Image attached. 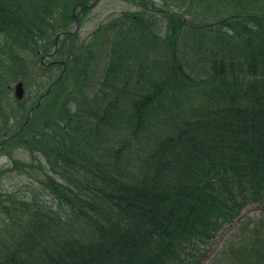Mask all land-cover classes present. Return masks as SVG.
<instances>
[{"label": "trees", "instance_id": "16d2710c", "mask_svg": "<svg viewBox=\"0 0 264 264\" xmlns=\"http://www.w3.org/2000/svg\"><path fill=\"white\" fill-rule=\"evenodd\" d=\"M80 1L0 0V134L27 111L12 82L45 86L35 75L50 67L30 55L51 49ZM123 1L140 8L85 43L59 38L58 95L10 141L28 159L1 173L21 165L28 182L0 186V264H200L247 205L264 207V0ZM256 225L223 257L264 264V217Z\"/></svg>", "mask_w": 264, "mask_h": 264}, {"label": "rangeland", "instance_id": "374dc122", "mask_svg": "<svg viewBox=\"0 0 264 264\" xmlns=\"http://www.w3.org/2000/svg\"><path fill=\"white\" fill-rule=\"evenodd\" d=\"M156 1L160 2V0H156ZM139 8L123 0H98L95 3V5L89 11H87V16L83 18L82 24L78 29L79 38L84 41L88 40V36L90 35L91 31L101 22H107L109 19L120 15L122 11H125L127 9L136 10ZM201 18L202 15L197 14V19L200 20ZM91 52H92V59L88 66V71L90 72L89 75L91 78V80L88 83V86L90 88L94 84L93 80H95L99 76V72H101V70L103 69L104 58H105L104 55L105 51L102 47L92 48ZM30 57L35 63L39 64L40 54L38 55L31 54ZM38 69L39 70L35 75L36 76L35 80L40 79L41 83L43 81L46 80L49 81L55 78L61 70L60 66L57 64L50 66V68L47 70H44L41 67H38ZM13 86H14V82L12 83V92H13ZM39 87L42 88V86L38 85V88ZM37 95L36 94L34 95L33 93L27 94L26 91L25 94L26 99L24 101V106L26 107V109H28L29 106L34 102ZM51 105L52 106L48 108L49 109L48 115L51 119H57L58 117V112H56L57 105L56 104H51ZM24 117L25 116H23L22 118L23 120ZM22 119H17V121L14 120L13 122L11 121L10 126L6 129L7 135L11 136L14 134V132L20 129L19 127L23 122ZM23 129L24 128L20 130L23 131ZM0 131L2 132L3 130L1 129ZM22 131L18 133L19 136L22 137L28 135V131L26 132L25 131L22 132ZM3 137L4 136L1 135L0 139H3ZM14 137L9 138L6 142V144L7 143L8 144L4 148L0 149V186L3 188L8 186L9 189H13V190L20 189V193H21L22 191H24L23 190L24 186H26L28 182V176H27L28 173L25 172V168L21 165H17L16 166L17 168H13V170L11 171L6 169V171L1 173V170H3L4 167L12 163L11 162L12 157H19L24 160L28 159L29 151L27 148L24 147V145L22 146L18 144L19 142H16V143H12L9 146L10 140ZM39 156L40 157L37 158V161L41 162L44 158L42 157V155ZM18 163L20 164V162ZM29 171H30L29 173H35L38 171V168L36 166H32L29 169ZM243 214L245 215V217L240 227L243 230H249L250 232H248L247 234L244 231L240 232L239 228H237V225H235V228H233V226L226 228L225 230L220 232L218 237L213 241L209 257L206 260H204V262L201 264H211L212 258L215 255V253L216 255H218L216 259L217 264H233V258L223 257V255H232L230 253L229 245H226L222 250L218 251L224 245L225 243L224 241L227 238L232 239L230 240V242L232 241V245L234 246V248H237L241 244L247 242L248 237H253L254 235H261V225L260 226L256 225L257 226L256 230H253L252 226L257 224L261 220V217H264V208L256 204H252L243 210Z\"/></svg>", "mask_w": 264, "mask_h": 264}, {"label": "water", "instance_id": "95a60500", "mask_svg": "<svg viewBox=\"0 0 264 264\" xmlns=\"http://www.w3.org/2000/svg\"><path fill=\"white\" fill-rule=\"evenodd\" d=\"M57 37H58V35H57ZM55 49H56V45H55L54 51H55ZM15 96L17 98H22V96H23V87H22V83L21 82H18L15 85Z\"/></svg>", "mask_w": 264, "mask_h": 264}]
</instances>
